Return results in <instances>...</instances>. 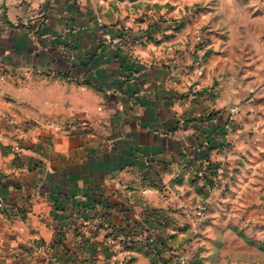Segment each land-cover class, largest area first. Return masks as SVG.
I'll list each match as a JSON object with an SVG mask.
<instances>
[{
  "label": "crops",
  "instance_id": "obj_1",
  "mask_svg": "<svg viewBox=\"0 0 264 264\" xmlns=\"http://www.w3.org/2000/svg\"><path fill=\"white\" fill-rule=\"evenodd\" d=\"M133 34L84 0L2 6L0 264H264V101L223 81L231 49L172 64Z\"/></svg>",
  "mask_w": 264,
  "mask_h": 264
},
{
  "label": "rangeland",
  "instance_id": "obj_2",
  "mask_svg": "<svg viewBox=\"0 0 264 264\" xmlns=\"http://www.w3.org/2000/svg\"><path fill=\"white\" fill-rule=\"evenodd\" d=\"M6 0L0 3V10ZM104 24L121 25L123 33L138 32V43L157 42L169 61L190 59L199 67L229 48L233 67L223 81L234 85L238 103L264 101V6L257 0H84ZM221 82V81H219ZM218 82V83H219ZM224 82V85L226 83ZM213 88L208 90L213 93ZM238 105L230 107L228 112ZM4 174L0 173V179ZM214 186V184H213ZM213 190V189H212ZM208 193H211L207 190ZM255 236L252 245L261 246ZM160 246V245H159ZM171 249L175 264H201L204 253L190 254ZM157 258L160 251L153 252Z\"/></svg>",
  "mask_w": 264,
  "mask_h": 264
},
{
  "label": "built area",
  "instance_id": "obj_3",
  "mask_svg": "<svg viewBox=\"0 0 264 264\" xmlns=\"http://www.w3.org/2000/svg\"><path fill=\"white\" fill-rule=\"evenodd\" d=\"M236 112V108H234V109H232L231 111H230V116H229V118H228V120H227V122H226V124H225V129H226V131L227 132H231L232 130H233V114ZM223 172V168L222 167H218L217 168V173L214 175V176H212V182L213 183H216L217 181H218V179H219V175H220V173H222ZM212 189H213V185H211V184H207V190L209 191V192H211L212 191ZM85 224H88L87 222H84ZM117 233V236H116V239L118 240V242H120V243H123V244H129L130 243V241H132V237L131 236H129V235H127V234H125L124 232H120V231H118V232H116ZM143 239H146L147 240V242H148V248L151 250V251H153V252H156V251H158L159 250V248H160V246H159V243L155 240V239H153V238H146V237H144ZM172 252H176L175 250H173Z\"/></svg>",
  "mask_w": 264,
  "mask_h": 264
},
{
  "label": "trees",
  "instance_id": "obj_4",
  "mask_svg": "<svg viewBox=\"0 0 264 264\" xmlns=\"http://www.w3.org/2000/svg\"><path fill=\"white\" fill-rule=\"evenodd\" d=\"M133 35H134V34L130 32V36H133ZM91 83H92V82H91ZM92 84H94V83H92ZM94 85H95V84H94ZM210 173H211V175L215 174V173H216V167H215V170L212 169V170L210 171ZM211 175H209V176H205L204 179H205V181H206L207 183L213 185L214 183L212 182ZM121 231H122V230H121ZM129 236H130V235H129ZM135 243H136V242H135L133 239H132V241H130V244H132V245L135 244ZM140 243H141V245H142L143 247H145V248L148 249V251H149L150 254L152 253L151 250L148 248V242H147L146 239H144V240L141 241ZM153 254H154V253H153ZM156 259H158V258H157V256L154 254V261H156Z\"/></svg>",
  "mask_w": 264,
  "mask_h": 264
},
{
  "label": "water",
  "instance_id": "obj_5",
  "mask_svg": "<svg viewBox=\"0 0 264 264\" xmlns=\"http://www.w3.org/2000/svg\"><path fill=\"white\" fill-rule=\"evenodd\" d=\"M3 2V0H0V3Z\"/></svg>",
  "mask_w": 264,
  "mask_h": 264
}]
</instances>
